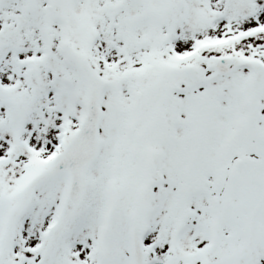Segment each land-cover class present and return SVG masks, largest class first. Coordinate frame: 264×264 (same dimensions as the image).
Returning a JSON list of instances; mask_svg holds the SVG:
<instances>
[{"label": "snow or ice", "instance_id": "snow-or-ice-1", "mask_svg": "<svg viewBox=\"0 0 264 264\" xmlns=\"http://www.w3.org/2000/svg\"><path fill=\"white\" fill-rule=\"evenodd\" d=\"M0 264H264V0H0Z\"/></svg>", "mask_w": 264, "mask_h": 264}]
</instances>
